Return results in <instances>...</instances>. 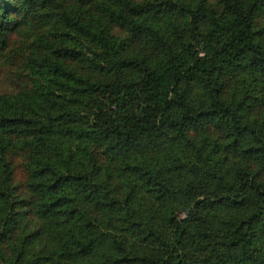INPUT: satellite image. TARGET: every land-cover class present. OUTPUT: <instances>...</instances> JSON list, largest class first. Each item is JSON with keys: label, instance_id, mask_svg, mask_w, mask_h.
Wrapping results in <instances>:
<instances>
[{"label": "trees", "instance_id": "obj_1", "mask_svg": "<svg viewBox=\"0 0 264 264\" xmlns=\"http://www.w3.org/2000/svg\"><path fill=\"white\" fill-rule=\"evenodd\" d=\"M12 33L0 264H264V0H0Z\"/></svg>", "mask_w": 264, "mask_h": 264}, {"label": "rangeland", "instance_id": "obj_2", "mask_svg": "<svg viewBox=\"0 0 264 264\" xmlns=\"http://www.w3.org/2000/svg\"><path fill=\"white\" fill-rule=\"evenodd\" d=\"M10 46L0 53V92L13 91L17 86L23 84L26 81L24 77L25 69L21 65L19 57L14 53L13 49H10L11 44H16V38H19L18 33H12L10 35ZM21 159L15 158L12 169V182L16 185V191L21 197H26L27 187L25 186L24 172L21 166ZM24 184V185H23ZM23 223V229L29 230L38 225H43V221L40 217H36L33 213L25 214L21 219Z\"/></svg>", "mask_w": 264, "mask_h": 264}]
</instances>
